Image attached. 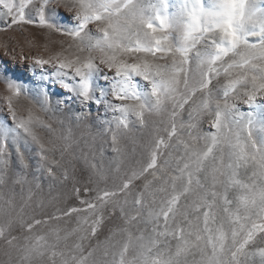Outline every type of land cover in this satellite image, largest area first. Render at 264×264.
Here are the masks:
<instances>
[{"label":"snow or ice","instance_id":"6c2138e0","mask_svg":"<svg viewBox=\"0 0 264 264\" xmlns=\"http://www.w3.org/2000/svg\"><path fill=\"white\" fill-rule=\"evenodd\" d=\"M28 25L62 39L32 57L34 99L7 80L0 186L69 182L80 161L87 177L69 193L79 206L41 203L45 218L12 217L4 201L0 238L19 264H264V0H0V30ZM73 124L118 154L111 183L75 152ZM134 131L146 139L122 170ZM117 212L122 224L85 249ZM73 216L71 233L34 231Z\"/></svg>","mask_w":264,"mask_h":264},{"label":"rangeland","instance_id":"374dc122","mask_svg":"<svg viewBox=\"0 0 264 264\" xmlns=\"http://www.w3.org/2000/svg\"><path fill=\"white\" fill-rule=\"evenodd\" d=\"M62 39L60 36H47L35 26H24L23 29L18 27L8 28L6 30H0V122H9L10 117L7 109L6 97L10 94L7 91V80H15L23 85L24 91L27 93L29 99H34V94L39 90L41 81L39 80L40 69H36V74L33 75L31 69L32 57L43 56L47 57L51 52L59 50L58 45L55 43ZM45 44L48 45V50H45ZM23 57H28L27 60ZM62 91L56 87L49 86V92L54 93ZM67 94L62 97L52 96L53 103L57 99H66ZM20 103L27 104V100L22 96ZM237 106L242 111H248L247 105L243 104L242 101L237 102ZM75 107V106H73ZM26 114V113H22ZM59 116V113H56ZM93 115H95V109H93ZM62 118V117H61ZM184 118H187V114H184ZM153 120L158 117H153ZM203 128L207 130V124L203 125ZM97 129L94 126L86 124H73L72 132L73 139L75 141L73 148L79 155L88 156L89 158L95 156L97 163H102L103 166L109 172V183L111 178L116 175L115 168L118 159V154L113 151L110 143H101L99 140H93ZM133 137L136 143L132 140L124 141L128 155L125 157L122 165V170L130 167L135 159L138 158L140 151L139 145L146 139V134L142 132H133ZM107 138H105L106 140ZM135 148L136 152L133 153L132 149ZM84 169L83 161L77 164L76 176L73 180L65 183H57L49 181L46 177L43 178L41 186L39 188L34 185H16L12 182V178L9 179L8 183L4 186H0V193L3 194L4 199L0 200V223H3L6 217L3 215V209L7 208L5 200L12 199L14 208L11 210L12 217L22 215L24 219H31L32 216L37 218H45L43 213L40 211V204L43 203L46 206V210L51 212L53 205L59 207H65L67 205L79 206L78 201L75 197L69 196L72 185L77 183L86 182L87 172L81 175V171ZM18 162L12 165L10 170L11 174L19 172ZM31 180V175L29 174ZM141 183L140 181L137 182ZM79 186V185H78ZM31 195V199L28 197ZM107 215V213H106ZM119 213L117 212L108 221V227L103 230L102 233H98L96 237H92L88 240L83 241L85 249L89 246H95L98 243H102L110 235L109 229L115 228L122 224V221L118 219ZM57 227L62 230V235L67 232L71 233L73 229L77 227V218H64L60 221H51L49 224L40 226L36 231L39 234L48 232L50 228ZM12 236L17 237V241L14 243L23 244L24 237L29 235L17 224L11 231ZM259 239V238H258ZM78 241V236L73 234L69 237L67 243L72 245ZM0 264H19V253L17 249L8 245L3 238H0Z\"/></svg>","mask_w":264,"mask_h":264}]
</instances>
